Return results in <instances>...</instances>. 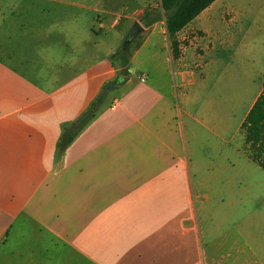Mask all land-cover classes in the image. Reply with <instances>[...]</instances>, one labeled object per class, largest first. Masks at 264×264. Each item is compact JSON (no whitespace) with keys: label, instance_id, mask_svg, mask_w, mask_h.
Returning <instances> with one entry per match:
<instances>
[{"label":"crops","instance_id":"crops-1","mask_svg":"<svg viewBox=\"0 0 264 264\" xmlns=\"http://www.w3.org/2000/svg\"><path fill=\"white\" fill-rule=\"evenodd\" d=\"M156 1L97 0L117 16L108 26L100 15L87 22L83 0H0V264H264V189H192L188 169L211 148L228 162L222 143L239 133L247 145L241 126L264 93H254L250 69L229 143L231 103L190 108L193 80L214 78L218 49L234 46L226 29L235 0H216L176 34L178 58L164 14L148 28L139 23ZM136 22L145 37L130 59L129 89L109 92L59 154L65 130L105 88H118L112 55ZM79 37L90 52L82 61ZM229 91L232 101L238 92Z\"/></svg>","mask_w":264,"mask_h":264},{"label":"rangeland","instance_id":"rangeland-1","mask_svg":"<svg viewBox=\"0 0 264 264\" xmlns=\"http://www.w3.org/2000/svg\"><path fill=\"white\" fill-rule=\"evenodd\" d=\"M91 5V11L87 13V22L90 20H97V16L100 15L105 19V23L109 26L112 21L117 18L115 14H106L101 12L106 9V6H97V0H83ZM233 7L236 9V17L229 25H227V31L233 37L234 46L228 49H218L217 55L220 58V68L214 78H207L205 83H198L197 79H194L188 88V93L193 99L190 102L191 110L196 111L199 105L203 104L206 100V104H209L213 100H216L222 105L232 104L233 109L236 113V120L232 125V133L228 136V143L231 141L234 129L239 123L242 117V111L247 101L243 100L241 94L249 82V70L252 69L254 75V93L258 89L264 87V0H235ZM159 4V0L154 2L152 7H148L146 11H158L163 15L162 9H155ZM118 11V10H116ZM145 11V12H146ZM79 13L76 10V14ZM86 14V13H85ZM162 19V18H161ZM85 24V21H83ZM144 27V24L139 21ZM110 37L113 38L112 34L115 31L104 30ZM53 36V35H52ZM126 37V36H125ZM124 38L122 42L117 46L115 52L123 48ZM145 37V31L138 34L134 41L124 49L125 52L129 53L130 59L136 51V46L141 43ZM57 39L55 36L49 39ZM48 43V42H47ZM77 54L74 56L79 57V61H82L83 57L89 58L90 52L87 48L83 50L81 37L78 38ZM76 43H72L71 47H74ZM182 55V54H181ZM203 53L199 50L195 52V56H202ZM197 61L190 63V71H198ZM144 71L149 72L151 64L147 61L144 65ZM143 67V68H144ZM150 73V72H149ZM130 76V75H129ZM128 76V77H129ZM138 76L134 75V78L138 80ZM148 84L151 85L153 79L156 77L154 73L150 74ZM168 77L170 75H167ZM233 86L238 92V96L232 101L229 100V88ZM129 86L123 82L118 88L110 91L111 95H121L129 89ZM176 91V90H175ZM202 97L199 102L198 98ZM236 139L232 140L231 143H222L221 155L227 152L231 153L230 160L228 162L222 161L220 163V157H214L217 151L214 148L210 150H203V158H190L188 169L191 172L190 187L192 189H205L206 191L213 192L214 190H230V189H241V188H260L264 189V169L258 164L253 163L252 158L253 152L247 145L242 143V134L236 135ZM197 149V147H196ZM200 150V149H199ZM218 151V152H219ZM59 154H62L59 151ZM183 166L180 164L179 167ZM186 166V165H185ZM217 169L223 170L224 174L214 175ZM249 174V177L245 175Z\"/></svg>","mask_w":264,"mask_h":264},{"label":"trees","instance_id":"trees-1","mask_svg":"<svg viewBox=\"0 0 264 264\" xmlns=\"http://www.w3.org/2000/svg\"><path fill=\"white\" fill-rule=\"evenodd\" d=\"M216 0H161V9L165 15L167 33L171 39V48L174 58L179 57V44L175 37L178 32L191 23L200 13L207 9ZM162 18L158 11H146L142 17V23L146 28L160 21ZM140 47L137 44L136 49ZM112 59L118 64L119 80L127 79L130 75V56L123 48L118 49L112 55ZM110 89L105 88L90 108L67 128L58 144L62 153L72 143L74 138L92 121L100 105L106 99ZM241 129L245 133V143L252 150V160L264 169V93L261 94L249 111Z\"/></svg>","mask_w":264,"mask_h":264},{"label":"water","instance_id":"water-1","mask_svg":"<svg viewBox=\"0 0 264 264\" xmlns=\"http://www.w3.org/2000/svg\"><path fill=\"white\" fill-rule=\"evenodd\" d=\"M141 32H143V28L142 26L136 22L132 28L130 29V31L127 33L125 39H124V45H123V50L126 49L133 41L134 39L138 36V34H140ZM131 71V69H129ZM126 80H119L117 79V81L113 84L110 85L111 88H116L120 85V83L125 82Z\"/></svg>","mask_w":264,"mask_h":264},{"label":"built area","instance_id":"built-area-1","mask_svg":"<svg viewBox=\"0 0 264 264\" xmlns=\"http://www.w3.org/2000/svg\"><path fill=\"white\" fill-rule=\"evenodd\" d=\"M141 80L144 82L146 79L145 77H142ZM117 104L118 103H115L113 106H112V109L115 110L117 108Z\"/></svg>","mask_w":264,"mask_h":264}]
</instances>
